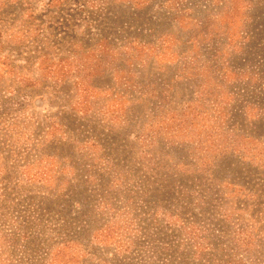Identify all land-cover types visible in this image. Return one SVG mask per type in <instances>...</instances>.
Listing matches in <instances>:
<instances>
[{"label":"rangeland","instance_id":"rangeland-1","mask_svg":"<svg viewBox=\"0 0 264 264\" xmlns=\"http://www.w3.org/2000/svg\"><path fill=\"white\" fill-rule=\"evenodd\" d=\"M0 264H264V0H0Z\"/></svg>","mask_w":264,"mask_h":264}]
</instances>
